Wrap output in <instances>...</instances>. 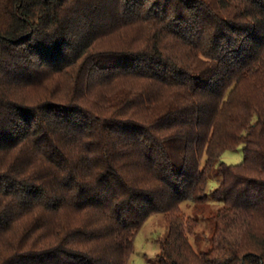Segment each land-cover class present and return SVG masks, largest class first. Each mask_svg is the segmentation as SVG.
Segmentation results:
<instances>
[{
  "label": "trees",
  "instance_id": "trees-1",
  "mask_svg": "<svg viewBox=\"0 0 264 264\" xmlns=\"http://www.w3.org/2000/svg\"><path fill=\"white\" fill-rule=\"evenodd\" d=\"M155 213L157 264H264V0H0V264H128Z\"/></svg>",
  "mask_w": 264,
  "mask_h": 264
},
{
  "label": "rangeland",
  "instance_id": "rangeland-1",
  "mask_svg": "<svg viewBox=\"0 0 264 264\" xmlns=\"http://www.w3.org/2000/svg\"><path fill=\"white\" fill-rule=\"evenodd\" d=\"M242 159V148L238 145L236 148L225 151L221 160L227 164H235ZM210 185L214 186V180H211ZM216 206H205L203 212H194V205L185 204L181 207L183 218H185L184 225L192 226L194 232L200 235V239L197 244L193 240V235L189 236L190 240L198 247L207 248V242H209V236L211 235V229L213 227L211 220L207 217L209 211H213ZM196 213V214H195ZM188 215H192L191 218L196 219V223L192 220L186 219ZM236 218V217H235ZM195 224V225H192ZM187 227V229H188ZM167 234L166 219L160 213L152 214L143 223L139 232L134 239V251L130 257L128 264H157L158 252H159V239L164 238ZM196 237V235H195Z\"/></svg>",
  "mask_w": 264,
  "mask_h": 264
}]
</instances>
